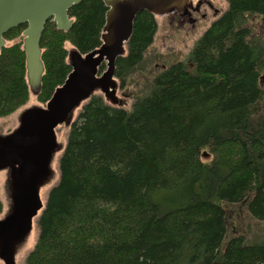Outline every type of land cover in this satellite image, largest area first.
Instances as JSON below:
<instances>
[{"label":"trees","instance_id":"trees-1","mask_svg":"<svg viewBox=\"0 0 264 264\" xmlns=\"http://www.w3.org/2000/svg\"><path fill=\"white\" fill-rule=\"evenodd\" d=\"M226 2L188 57L155 74L129 109L97 94L81 107L23 264H264V0ZM105 12L102 0H82L67 31L46 21L38 101L71 70L65 42L81 53L100 45ZM24 27L4 35L0 117L29 98ZM156 29L153 15H136L115 63L121 84L138 74ZM240 202L259 230L223 246L228 207Z\"/></svg>","mask_w":264,"mask_h":264},{"label":"water","instance_id":"water-1","mask_svg":"<svg viewBox=\"0 0 264 264\" xmlns=\"http://www.w3.org/2000/svg\"><path fill=\"white\" fill-rule=\"evenodd\" d=\"M82 0H0V49L4 34L26 24L22 31L26 79L30 92L37 95L44 66L39 41L48 19L57 29L66 31L72 25L68 9ZM191 0H102L106 6L101 43L84 54L68 53L70 72L55 88L45 105H31L18 115V125L0 135V170L6 171L5 189L8 206L0 216V260L16 264L15 254L20 242L30 233L33 219L44 204L40 187L52 172L51 162L59 149L55 128L71 124L74 111L96 90L115 105L117 83L115 63L123 56L125 44L138 13L165 15L182 11ZM105 69L99 73L100 65ZM120 100L118 104H121ZM206 156L205 152L202 153Z\"/></svg>","mask_w":264,"mask_h":264},{"label":"rangeland","instance_id":"rangeland-1","mask_svg":"<svg viewBox=\"0 0 264 264\" xmlns=\"http://www.w3.org/2000/svg\"><path fill=\"white\" fill-rule=\"evenodd\" d=\"M216 7L218 8V14L220 15L227 8V3L225 0H214ZM176 12V11H173ZM173 12H169L165 15H154L157 29L154 34L152 43L146 50L144 54V59L141 64V68L138 70V74L130 75L126 77L123 84L119 78H116V97L118 102L122 101V107L129 109L133 102L134 96L141 94L145 89L148 81L163 68L169 66L172 62L177 60H185L188 57L190 50L199 38V36L207 29L210 23L216 18L212 16H207L206 20H202L198 23V27L194 31H186L181 25H178L175 21L170 19L168 15ZM12 40H7L6 44H10ZM67 52L75 50L69 42L64 44ZM104 68V67H103ZM264 85V78L261 77L260 84ZM95 94L101 95L105 102L111 104L105 99L103 94L96 90ZM40 101L37 100L34 94H30L28 101L16 112L0 117V135L6 134L12 131L17 126V117L19 112L31 105H42ZM80 107L74 111L73 117L77 116ZM69 127L65 124L58 125L56 127V138L60 143L59 149H57L54 158L51 162L52 172L49 174L47 182L40 187V197L43 202H45L46 196L50 188L56 184L59 179V169H58V159L61 155L63 147L67 140ZM203 153V152H202ZM203 156V155H202ZM5 179L6 171L0 170V198L3 205V212L7 209L8 198L7 191L5 189ZM165 193H157L153 200L159 205L162 212L168 210L170 204L168 199L165 198ZM228 217L230 218V223L228 222V230L223 238V246L226 244L227 240L232 236H237L241 234H246L250 237L251 235L257 234L259 230V221L254 219L248 212L245 203H235L228 207ZM38 216L33 220V226L23 242H20L16 249L15 262L16 264H23L25 257L29 251L33 248V245L38 236V226H37ZM0 264L3 262L0 260Z\"/></svg>","mask_w":264,"mask_h":264},{"label":"flooded vegetation","instance_id":"flooded-vegetation-1","mask_svg":"<svg viewBox=\"0 0 264 264\" xmlns=\"http://www.w3.org/2000/svg\"><path fill=\"white\" fill-rule=\"evenodd\" d=\"M218 11L214 0H191L184 10L173 12L168 17L186 31L192 32L198 27L200 21L206 20L208 15L216 17Z\"/></svg>","mask_w":264,"mask_h":264}]
</instances>
